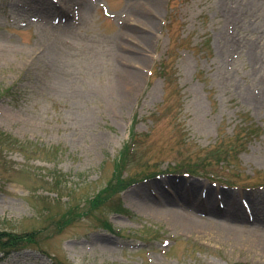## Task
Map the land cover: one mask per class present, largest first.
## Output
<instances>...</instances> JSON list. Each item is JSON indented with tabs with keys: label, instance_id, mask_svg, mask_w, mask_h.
<instances>
[{
	"label": "rangeland",
	"instance_id": "obj_1",
	"mask_svg": "<svg viewBox=\"0 0 264 264\" xmlns=\"http://www.w3.org/2000/svg\"><path fill=\"white\" fill-rule=\"evenodd\" d=\"M0 132V264H264V0H0Z\"/></svg>",
	"mask_w": 264,
	"mask_h": 264
},
{
	"label": "bare ground",
	"instance_id": "obj_2",
	"mask_svg": "<svg viewBox=\"0 0 264 264\" xmlns=\"http://www.w3.org/2000/svg\"><path fill=\"white\" fill-rule=\"evenodd\" d=\"M153 4L152 6L156 9V6L158 5L157 2H155L154 4V1H152ZM154 9V10H155ZM129 12L130 15L128 16V22L129 24L131 25V23H134L132 21H134V18L131 16L134 15V12L132 10H130ZM141 14V13H140ZM156 16V14H154ZM145 17V16H144ZM131 18V20H130ZM145 19V21L148 19V18H143ZM147 23L149 24H153L154 23V20L153 19H148ZM132 26V25H131ZM127 37L129 38H132L135 37V35L133 34H130V33H127L126 34ZM146 37V36H145ZM122 44V49L124 48H129V49H132V46L130 45H127L126 43H121ZM119 54V53H118ZM119 56H121V54H119ZM123 58V57H122ZM134 77H135V74H134ZM177 191L182 194L183 192V189L181 188V186H177ZM186 191V189H185ZM201 199H198V196H197V199L198 201H201V202H204L206 204V201L205 199H203L201 196H200ZM207 205V204H206ZM148 208L152 209V210H155L157 212H160L162 214H165V215H168L171 217V219L176 222H180V223H183V225L189 229H197V228H202V227H205L207 226L208 228L210 226H213V227H217L216 225L219 226L220 230L222 232H224L227 236L231 237V238H240L242 237V233L239 232V228L234 226V225H229V224H226V223H222L219 221H214V220H210L208 219L207 221L205 222H200L198 219L194 218L193 216L194 215H191V214H188V213H181V212H177V211H174L172 209H162V208H159L157 206H153V204H150V206L146 205ZM255 211H259L258 213H255V214H258V215H262L261 216V219L262 221L261 222H264V212L263 211H260L261 209H258L257 207L254 209ZM211 212L212 213H221V217L223 219L226 220V222L229 220H232L233 222H238V221H245L246 220V217L243 216L240 212H246L245 210H243L242 207H229V209H225L223 208V210H221L219 208V206L216 208H213L211 209ZM229 212H232L231 214H229ZM248 213L250 214H253V211L252 212H249ZM255 217V216H254ZM248 218V217H247ZM255 239L253 240V242L255 243V245L262 251H264V234H258V235H254Z\"/></svg>",
	"mask_w": 264,
	"mask_h": 264
},
{
	"label": "trees",
	"instance_id": "obj_3",
	"mask_svg": "<svg viewBox=\"0 0 264 264\" xmlns=\"http://www.w3.org/2000/svg\"><path fill=\"white\" fill-rule=\"evenodd\" d=\"M2 135H4V134L2 132H0V137ZM134 143H135V141H133V144ZM130 147H133L134 148V145L133 146H131V145L129 146V148H128L129 149V153L131 151ZM127 158H128V156H127ZM127 158H126V160H127ZM178 164L179 163H177L176 165H178ZM207 164H209V163H207ZM204 165H206V164H204ZM178 166H179V168H183L184 167L185 169L187 168V169H189L191 171H195V170H197V167H199V166H193V165L183 166L182 164H180ZM11 236L12 235L9 234L7 237L9 238ZM21 241H30L31 242V241H33V238H31L30 236L24 235L22 237H20V236H12V238L9 239L8 242H3L2 240H0V251L3 252V256H8L14 250L19 249V247L22 244H24V243H21Z\"/></svg>",
	"mask_w": 264,
	"mask_h": 264
}]
</instances>
